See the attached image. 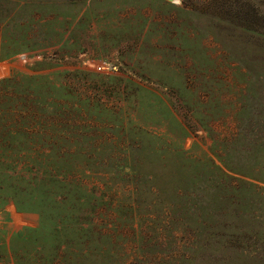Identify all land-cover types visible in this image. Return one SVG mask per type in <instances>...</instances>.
<instances>
[{"label":"rangeland","instance_id":"374dc122","mask_svg":"<svg viewBox=\"0 0 264 264\" xmlns=\"http://www.w3.org/2000/svg\"><path fill=\"white\" fill-rule=\"evenodd\" d=\"M0 264H264V0H0Z\"/></svg>","mask_w":264,"mask_h":264},{"label":"built area","instance_id":"2783aa9c","mask_svg":"<svg viewBox=\"0 0 264 264\" xmlns=\"http://www.w3.org/2000/svg\"><path fill=\"white\" fill-rule=\"evenodd\" d=\"M97 65H98V68H101V69H107L108 68V65L103 64V63L97 64Z\"/></svg>","mask_w":264,"mask_h":264},{"label":"trees","instance_id":"16d2710c","mask_svg":"<svg viewBox=\"0 0 264 264\" xmlns=\"http://www.w3.org/2000/svg\"><path fill=\"white\" fill-rule=\"evenodd\" d=\"M31 111V116H34V109H30Z\"/></svg>","mask_w":264,"mask_h":264},{"label":"water","instance_id":"95a60500","mask_svg":"<svg viewBox=\"0 0 264 264\" xmlns=\"http://www.w3.org/2000/svg\"><path fill=\"white\" fill-rule=\"evenodd\" d=\"M168 1H172V0H168Z\"/></svg>","mask_w":264,"mask_h":264}]
</instances>
